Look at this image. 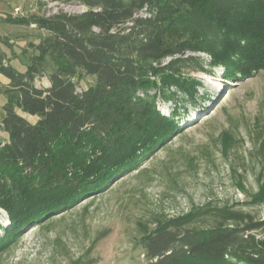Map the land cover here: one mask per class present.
Here are the masks:
<instances>
[{
	"label": "trees",
	"instance_id": "trees-1",
	"mask_svg": "<svg viewBox=\"0 0 264 264\" xmlns=\"http://www.w3.org/2000/svg\"><path fill=\"white\" fill-rule=\"evenodd\" d=\"M38 1L89 9L0 17L48 32L30 44L25 71L0 46V73L10 80L0 83L8 133L0 145V207L11 220L2 226L0 252L27 226L96 198L178 132V105L168 116L157 101L174 97L173 86L196 99L198 82L183 70L206 69L190 53L208 54L227 80L264 70V0ZM83 73L96 77L85 90L74 80ZM193 214L159 219L143 235L146 264H264V235L255 233L264 219L197 229L188 226Z\"/></svg>",
	"mask_w": 264,
	"mask_h": 264
},
{
	"label": "rangeland",
	"instance_id": "rangeland-1",
	"mask_svg": "<svg viewBox=\"0 0 264 264\" xmlns=\"http://www.w3.org/2000/svg\"><path fill=\"white\" fill-rule=\"evenodd\" d=\"M18 6L25 17L54 9L38 0H0V17H20L14 13ZM47 34L37 26L0 23V39L10 47L1 41L0 46L14 66L25 71L33 52L30 44ZM189 55L205 62L206 70H194L195 64L183 70L198 82L196 99L173 86L174 97L157 101L168 116L178 105V132L136 170L113 178L96 198L87 196L27 226L0 252V264H146L142 237L159 219L194 212L188 226L197 229L264 219V200L255 201L264 195V70L227 80L222 66L212 65L208 54ZM74 80L82 90L96 83L95 76L85 73ZM4 138L1 133L0 140ZM51 217L54 221L44 224ZM10 223L0 207V236L2 226ZM255 233L264 235V228Z\"/></svg>",
	"mask_w": 264,
	"mask_h": 264
},
{
	"label": "built area",
	"instance_id": "built-area-1",
	"mask_svg": "<svg viewBox=\"0 0 264 264\" xmlns=\"http://www.w3.org/2000/svg\"><path fill=\"white\" fill-rule=\"evenodd\" d=\"M54 8L52 10V12H47L45 13V15L49 16L52 14H55L59 11H65V12H69V13H82L87 11L89 8L81 3H64V2H49L45 8ZM14 13L18 16H24V12L21 9V7H15L14 9ZM141 15L146 16V9L145 11L141 12ZM32 26H37L36 24H31Z\"/></svg>",
	"mask_w": 264,
	"mask_h": 264
},
{
	"label": "crops",
	"instance_id": "crops-1",
	"mask_svg": "<svg viewBox=\"0 0 264 264\" xmlns=\"http://www.w3.org/2000/svg\"><path fill=\"white\" fill-rule=\"evenodd\" d=\"M10 80L3 74L0 73V83L7 85L9 84ZM7 102V97L6 95L0 90V125L2 123V120L4 118L5 112L3 110V106ZM3 134L4 138V143L8 140V133L3 131V129L0 127V134Z\"/></svg>",
	"mask_w": 264,
	"mask_h": 264
},
{
	"label": "water",
	"instance_id": "water-1",
	"mask_svg": "<svg viewBox=\"0 0 264 264\" xmlns=\"http://www.w3.org/2000/svg\"><path fill=\"white\" fill-rule=\"evenodd\" d=\"M0 127L3 128V125L1 124ZM3 144H4V142L0 141V145H3Z\"/></svg>",
	"mask_w": 264,
	"mask_h": 264
}]
</instances>
